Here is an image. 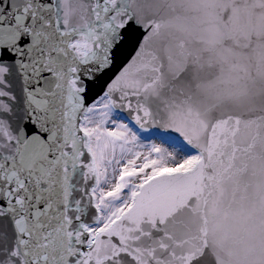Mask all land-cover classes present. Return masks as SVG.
Listing matches in <instances>:
<instances>
[{
	"label": "snow or ice",
	"instance_id": "snow-or-ice-1",
	"mask_svg": "<svg viewBox=\"0 0 264 264\" xmlns=\"http://www.w3.org/2000/svg\"><path fill=\"white\" fill-rule=\"evenodd\" d=\"M0 264H264V0H0Z\"/></svg>",
	"mask_w": 264,
	"mask_h": 264
}]
</instances>
